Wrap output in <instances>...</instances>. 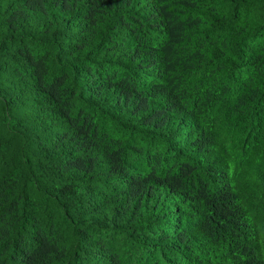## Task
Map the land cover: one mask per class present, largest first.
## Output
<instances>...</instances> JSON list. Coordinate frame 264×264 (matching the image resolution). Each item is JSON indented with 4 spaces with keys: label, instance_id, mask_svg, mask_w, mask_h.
<instances>
[{
    "label": "trees",
    "instance_id": "obj_1",
    "mask_svg": "<svg viewBox=\"0 0 264 264\" xmlns=\"http://www.w3.org/2000/svg\"><path fill=\"white\" fill-rule=\"evenodd\" d=\"M0 264H264V0H0Z\"/></svg>",
    "mask_w": 264,
    "mask_h": 264
}]
</instances>
